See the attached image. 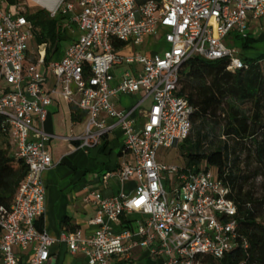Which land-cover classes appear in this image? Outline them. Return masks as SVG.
<instances>
[{
	"label": "built area",
	"instance_id": "2783aa9c",
	"mask_svg": "<svg viewBox=\"0 0 264 264\" xmlns=\"http://www.w3.org/2000/svg\"><path fill=\"white\" fill-rule=\"evenodd\" d=\"M30 3L50 18L65 17L67 27L79 33L59 60L46 63L40 45L29 62L33 28L25 14ZM262 16L264 0H0V117L9 126L10 153L27 169L11 207H0L2 264L50 260L54 240L34 224L45 211L42 174L54 165L48 148L53 136L43 125L56 91L88 116L82 148L121 129L123 152L131 160L121 163L118 178L137 181L130 196L87 192L84 202L96 205L89 221L94 229L90 235L80 230L62 235L70 253H82L87 264H108L112 258L130 262L137 251L153 264H203V257L221 259L232 251L237 210L226 186L203 164L163 165L156 152L181 143L191 130L193 109L177 96L182 66L199 57L225 61L229 71L242 69L238 50L225 39L232 33L246 38L249 25ZM151 37L166 48L139 52ZM119 67L127 69L113 86ZM118 94L140 100L119 111L110 103ZM146 100L151 104L138 126L131 113ZM134 214L139 218L123 226L122 218Z\"/></svg>",
	"mask_w": 264,
	"mask_h": 264
},
{
	"label": "trees",
	"instance_id": "16d2710c",
	"mask_svg": "<svg viewBox=\"0 0 264 264\" xmlns=\"http://www.w3.org/2000/svg\"><path fill=\"white\" fill-rule=\"evenodd\" d=\"M21 1L8 0L10 4ZM25 17L33 28L31 62L36 56L32 48L44 45L48 63L59 60L67 48L62 45L75 40L61 15L50 18L35 9ZM239 39L242 51L257 42L251 34ZM240 57L244 67L235 71H229L225 61L194 57L179 72L177 96L193 109L190 133L180 144L184 168L203 164L206 170H214L237 210L236 246L221 259L203 257V264H264V55ZM78 110L72 104L74 121L85 117ZM11 147L9 126L0 117V207L5 209L11 207L27 173L24 163L10 153ZM122 224H127L123 218ZM34 225L42 232L43 216Z\"/></svg>",
	"mask_w": 264,
	"mask_h": 264
},
{
	"label": "crops",
	"instance_id": "0c3cea01",
	"mask_svg": "<svg viewBox=\"0 0 264 264\" xmlns=\"http://www.w3.org/2000/svg\"><path fill=\"white\" fill-rule=\"evenodd\" d=\"M165 48L163 41L151 37L146 40L144 46L138 48V51L150 55L161 52ZM132 50L133 48H129L123 52L127 54ZM121 68L123 67L113 71V86L119 82L122 74L119 75L118 72ZM51 98L52 105L48 108L43 129L53 136L48 148L54 165L42 174L45 188L43 230L54 240L50 248L48 264H87L82 253H70L66 243L62 241V235L67 236L76 230H80L84 235L92 233L94 228L90 226L89 221L95 215L96 205L92 200L84 202L87 192L96 191L110 197L122 192L130 196L137 186V181L131 179L121 182L118 178L121 163L131 160V156L123 152L124 137L120 128L110 130L96 145L87 149L82 148L80 139L85 132L87 114L78 110L85 117L82 121H74L71 111L72 103L63 100L58 91L51 94ZM126 98H133L134 102L126 101ZM139 100V95L118 94L115 98H110V103L116 110L129 111ZM141 106L131 113V117L137 120L138 126L143 122L147 112L142 110ZM66 138L71 139L66 140ZM53 140H62L56 143L59 146L57 149L51 148L50 144ZM104 178H106L105 181ZM137 218L139 215L134 214L124 216L123 220L127 222ZM26 259L27 253L22 261ZM109 262L152 264L147 254L141 251H137L130 262H122L117 258H112ZM0 264H2L1 258Z\"/></svg>",
	"mask_w": 264,
	"mask_h": 264
},
{
	"label": "rangeland",
	"instance_id": "374dc122",
	"mask_svg": "<svg viewBox=\"0 0 264 264\" xmlns=\"http://www.w3.org/2000/svg\"><path fill=\"white\" fill-rule=\"evenodd\" d=\"M35 9H37V7L34 4H28V11H34ZM27 11V12H28ZM248 32L257 40V42L251 47V49L246 50V51H242L241 50V40L239 38H236V35L234 33L231 34L230 37H227L225 39V45L228 47H234L238 50L239 55H243V56H247L250 58H256L260 55H264V16H262L258 21L253 22L252 24H250L249 28H248ZM79 36V33L75 32L74 33V39H76ZM231 38V39H230ZM69 44L68 43H64L62 45V49H65L66 47H68ZM31 54L36 53V48H32L31 49ZM29 58V62H31L32 60V55H28ZM127 68L123 67L119 70V75L123 74L125 72ZM134 73L136 74V70L134 69ZM126 101L133 103L134 99L133 98H126ZM151 101L150 100H146L142 106L141 109L142 110H148L150 107ZM57 142H62V140H53L51 141V148L52 149H57V147H59L56 143ZM180 144H177L176 146H172L170 148H159L156 152V161L160 164L163 165H174L177 167H184L185 166V162L184 159L181 157L180 153H181V147ZM213 173V175L215 176V172L214 170L211 171ZM257 182H260V179H258ZM152 261V260H151ZM154 262L152 261V264ZM108 264H114L113 262H109ZM123 264V263H121ZM126 264V263H125Z\"/></svg>",
	"mask_w": 264,
	"mask_h": 264
}]
</instances>
